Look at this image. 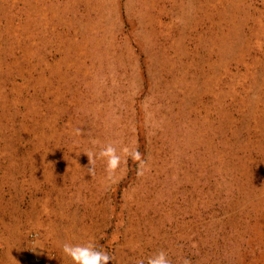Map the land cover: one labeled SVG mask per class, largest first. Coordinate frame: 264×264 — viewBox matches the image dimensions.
<instances>
[{
	"label": "rangeland",
	"instance_id": "rangeland-1",
	"mask_svg": "<svg viewBox=\"0 0 264 264\" xmlns=\"http://www.w3.org/2000/svg\"><path fill=\"white\" fill-rule=\"evenodd\" d=\"M113 231L264 264V0H0V264Z\"/></svg>",
	"mask_w": 264,
	"mask_h": 264
},
{
	"label": "clouds",
	"instance_id": "clouds-1",
	"mask_svg": "<svg viewBox=\"0 0 264 264\" xmlns=\"http://www.w3.org/2000/svg\"><path fill=\"white\" fill-rule=\"evenodd\" d=\"M79 130H77L78 132ZM133 155L134 158L139 159V152L128 153ZM99 158L104 159L106 162L107 171L111 175L116 170L121 162L120 155L117 154V149L108 144L98 154ZM96 158V154H91L89 157L90 167L88 168V175H92L95 172L93 166H91V160ZM62 251L66 257H68L72 264H110L111 257L103 250L98 249L93 243L86 244H71L64 243L62 245ZM148 264H171V261L164 251H159L155 255L149 258ZM187 264V262H186Z\"/></svg>",
	"mask_w": 264,
	"mask_h": 264
},
{
	"label": "crops",
	"instance_id": "crops-1",
	"mask_svg": "<svg viewBox=\"0 0 264 264\" xmlns=\"http://www.w3.org/2000/svg\"><path fill=\"white\" fill-rule=\"evenodd\" d=\"M117 231H113L111 236L107 237V242L103 245L99 244L96 247L100 250H103L109 254L111 257L110 264H148V260L150 257H147L149 253L142 248H138L137 246H132V244H127L124 239L115 240V233ZM44 235V240L46 243L51 245V248H54V237L52 233H42ZM77 239V237H75ZM124 240V242H123ZM65 243L71 244H81L79 241L72 242L71 240H67ZM64 243L56 244V257L51 256L50 262H54V264H72L71 260L66 257L62 251V245ZM38 245V244H37ZM39 247L40 250L43 249V244ZM48 250H45V254H47ZM171 261V260H170Z\"/></svg>",
	"mask_w": 264,
	"mask_h": 264
}]
</instances>
